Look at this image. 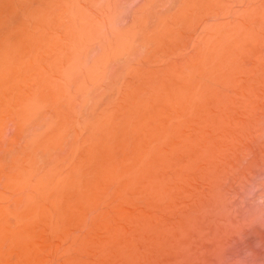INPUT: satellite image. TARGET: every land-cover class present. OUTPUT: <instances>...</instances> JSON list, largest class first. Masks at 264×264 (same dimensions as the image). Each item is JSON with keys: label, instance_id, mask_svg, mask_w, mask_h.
<instances>
[{"label": "rangeland", "instance_id": "obj_1", "mask_svg": "<svg viewBox=\"0 0 264 264\" xmlns=\"http://www.w3.org/2000/svg\"><path fill=\"white\" fill-rule=\"evenodd\" d=\"M0 50V264H264V0H0Z\"/></svg>", "mask_w": 264, "mask_h": 264}, {"label": "bare ground", "instance_id": "obj_2", "mask_svg": "<svg viewBox=\"0 0 264 264\" xmlns=\"http://www.w3.org/2000/svg\"><path fill=\"white\" fill-rule=\"evenodd\" d=\"M80 42H81V39H80ZM85 42H86V41H85ZM83 44H84V43H83ZM80 47H81V46H80ZM72 49H73V48H72ZM0 51H1V50H0ZM32 51H33V50H32ZM98 52H99V51H98ZM1 53H2V52H1ZM15 53H16V51H15ZM23 53H24V52H23ZM26 53H28V52H26ZM73 53H74V52H73ZM76 53H77V51H76ZM17 54H18V53H17ZM24 55H25V54H24ZM6 56H7V55H6ZM9 56H10V55H9ZM21 56H22V55H21ZM11 57H13V56H11ZM13 58H14V57H13ZM23 58H24V56H23ZM70 58H71V57H70ZM74 58H75V57H74ZM97 58H98V57H97ZM97 58H96V59H97ZM72 59H73V58H72ZM75 59H76V58H75ZM100 59H101V58H100ZM100 59H99V60H100ZM35 60H36V59H35ZM37 60H38V59H37ZM99 60L97 59V61H99ZM80 61H81V60H80ZM35 62H36V61H35ZM74 62H75V61H74ZM35 64H36V63H35ZM71 64H72V62H71ZM74 64H75V63H74ZM79 65H80V64H79ZM36 66H37V64H36ZM94 66H95V65H94ZM69 67H70V66H69ZM79 67H80V66H79ZM72 68H73V67H72ZM74 69H75V67H74ZM0 70H1V69H0ZM77 70H78V68H77ZM3 71H4V70H3ZM9 71H11V70H9ZM84 72H85V71H84ZM29 73H30V71H29ZM73 73H74V72H73ZM1 74H2V72H1ZM29 76H30V75H29ZM80 76H81V75H80ZM75 77H76V76H75ZM78 77H79V76H78ZM78 77H77V78H78ZM83 78H84V76H83ZM34 81H35V80H34ZM85 81H86V80H85ZM35 82H36V81H35ZM43 82H44V81H43ZM74 82H75V80H74ZM77 82H78V81H77ZM65 83L67 84L66 81H65ZM75 83H76V82H75ZM83 83H84V82H83ZM49 84H50V83H49ZM61 85H62V84H61ZM64 85H65V84H64ZM49 87H50V86H49ZM62 87H65V86H62ZM67 87H68V86H67ZM60 88H61V87H60ZM69 88H70V87H69ZM38 89H39V88H38ZM43 90H44V89H43ZM61 90H62V89H61ZM61 90H60V91H61ZM63 90H64V89H63ZM63 90H62V91H63ZM74 90H75V89H74ZM60 91H59V92H60ZM33 92H34V91H33ZM65 93H66V91H65ZM74 93H75V92H74ZM24 94H25V93H24ZM72 94H73V93H72ZM91 94H92V93H91ZM39 95L41 96V94H39ZM39 95H38V96H39ZM44 95H45V94H44ZM47 95H50V94H47ZM61 95H62V94H61ZM64 95H65V94H64ZM67 95H68V94H67ZM25 96H26V95H25ZM30 96H31V95H30ZM35 96H36V95H35ZM38 96H37V98H38ZM70 96H71V95H70ZM44 97H45V96H44ZM44 97H43V99H44ZM46 97H47V96H46ZM46 97H45V98H46ZM58 97H59V96H58ZM66 97H67V96H66ZM66 97H65V98H66ZM71 97H72V96H71ZM31 98H32V96H31ZM35 98H36V97H35ZM27 99H29V98H27ZM46 99H47V98H46ZM49 99H51L50 96H49ZM58 99H59V98H58ZM63 99H64V98H63ZM15 100H16V99H15ZM23 100H24V99H23ZM32 100H33V99H32ZM19 101H20V100H19ZM40 101H41V100H40ZM44 101H45V100H44ZM16 102H17V101H16ZM49 102H50V101H49ZM26 103H27V102H26ZM30 103H31V102H30ZM52 103H53V102H52ZM47 104H48V103H47ZM20 105H21V104H20ZM38 105H39V104H38ZM41 105H42V104H41ZM45 105H46V104H45ZM49 105H50V104H49ZM22 106H23V105H22ZM32 106H33V105H32ZM40 107H41V106H40ZM19 108H20V106H19ZM22 108H23V107H22ZM35 108H36V107H35ZM17 109H18V107H17ZM82 110H83V109H82ZM23 111H24V110H23ZM30 111H31V110H30ZM28 112H29V111H28ZM34 112H35V111H34ZM43 112H45V110H44ZM43 112H42V113H43ZM32 113H33V112H32ZM57 113H58V112H57ZM20 114H21V112H20ZM24 114H25V112H24ZM26 115H27V114H26ZM35 115H37V114H35ZM58 115H59V114H58ZM64 115H65V114H64ZM69 115H70V114H69ZM42 116H43V114H42ZM70 116H71V115H70ZM27 117H28V116H27ZM33 117H34V115H33ZM35 117H36V116H35ZM35 117H34V119H35ZM62 117H63V116H61V118H62ZM66 117H69L68 114H67ZM28 118H30V117H28ZM31 118H32V117H31ZM37 118H38V116H37ZM59 118H60V117H59ZM38 119H39V118H38ZM41 119H42V118H41ZM60 120H61V119H60ZM35 121H36V120H35ZM40 121H41V120H40ZM62 121H63V119H62ZM58 122H59V121H58ZM41 123H43V121H42ZM56 123H57V122H56ZM59 123H60V122H59ZM29 124H30V122H29ZM34 124H35V122H34ZM38 124H39V123H38ZM57 125H58V124H57ZM62 125H63V124H62ZM25 126H26V125H25ZM55 126H56V125H55ZM60 126H61V125H60ZM64 126H65V125H64ZM53 127H54V126H53ZM56 128L58 129V127H56ZM60 128H61V127H60ZM65 128H66V127H65ZM46 130H47V129H46ZM87 130H88V129H87ZM53 131L55 132L56 130L53 129ZM43 132H44V131H43ZM43 132H42V133H43ZM50 132H51V131H50ZM38 135H40V134H38ZM54 136H55V134H54ZM47 137H48V136H47ZM56 137H57V136H56ZM30 138H31V137H30ZM43 138L45 139L44 136H43ZM53 138L55 139V137H53ZM44 139H43V140H44ZM35 140H36V138H35ZM38 140H39V139H38ZM33 141H34V140H33ZM36 141H37V140H36ZM41 141H42V140H41ZM51 141H53V140L51 139ZM30 142H31V141H30ZM57 142H59V141H57ZM27 143H28V141H27ZM53 143H54V142H53ZM25 145H26V144H25ZM30 145H31V144H30ZM38 145H40V144H38ZM26 146H27V145H26ZM33 146H34V145H33ZM41 146H42V144H41ZM28 147H29V146H28ZM40 148H41V147H40ZM51 148H53V147H51ZM22 149L25 150V148H22ZM31 149H33V148H31ZM31 149H30V150H31ZM44 149H45V148H44ZM55 149H56V148H55ZM27 150H28V149H27ZM22 151H23V150H22ZM25 151H26V150H25ZM25 151H24V154L27 153V152H30V151H27V152H25ZM36 151H37V150H36ZM40 151H41V150H40ZM54 151H55V150H54ZM61 151H62V150H61ZM57 152H58V151H57ZM57 152H56V153H57ZM41 153H42V152H41ZM45 153H46V152H45ZM54 153H55V152H54ZM19 154H20V152H19ZM28 154H29V153H28ZM58 154H59V153H58ZM31 155H32V154H31ZM48 155H49V154H48ZM51 155H52V154H51ZM53 155H54V154H53ZM16 156H18V155L16 154ZM44 156H45V155H44ZM21 157H22V156H21ZM25 157H26V155H25ZM32 158H33V157H32ZM45 158H46V157H45ZM53 158H54V157H53ZM46 159H48V158H46ZM55 159L57 160V158H55ZM58 159H59V157H58ZM30 160H31V159H30ZM60 160H62V159H60ZM26 161H27V160H26ZM31 161H32V160H31ZM34 161H35V160H34ZM49 161H50V159H49ZM62 161H64V160H62ZM28 162H29V161H28ZM45 162H46V161H45ZM47 162H48V160H47ZM51 162H52V160H51ZM25 163H26V162H25ZM33 163H34V162H33ZM37 163H38V162H37ZM53 163H54V161H53ZM53 163H52V164H53ZM56 163H57V162H55V165H56ZM23 164H24V163H23ZM48 164H49V163H48ZM32 165H33V164H32ZM32 165H30V166H32ZM44 165H45V164H44ZM19 166H21V165H19ZM24 166H25V165H24ZM41 166H42V165H41ZM14 167H15V166H14ZM16 167H17V166H16ZM16 167H15V168H16ZM21 167H22V166H21ZM46 167H47V166H45V168H46ZM34 168H35V167H34ZM45 168H44V169H45ZM17 169H18V168H17ZM21 169H22V168H21ZM42 169H43V168H42ZM12 170H13V169H12ZM19 170H20V169H19ZM25 170H26V169H25ZM30 170H31V169H30ZM33 170H34V169H33ZM20 171H21V170H20ZM37 172H38V171H37ZM12 173H13V172H12ZM12 173H11V174H12ZM18 173H19V172H18ZM22 173H23V172H22ZM26 173H28V172H26ZM29 173H30V172H29ZM31 173H33V172H31ZM35 174H36V172H35ZM31 175H32V174H31ZM32 176H33V175H32ZM36 176H37V175H36ZM5 177H6V176H5ZM5 177H4V178H5ZM16 177H17V176H16ZM18 177H19V175H18ZM21 177H22V176H21ZM24 177H25V176H24ZM29 177H30V176H29ZM33 177H34V176H33ZM22 178H23V177H22ZM47 178H48V177H47ZM12 179H14V178H12ZM19 179H20V178H19ZM25 179H26V178H25ZM16 180H17V179H16ZM26 180H27V179H26ZM14 181H15V180H14ZM45 181H46V180H45ZM9 182H10V180H9ZM12 182H13V180H12ZM13 183H14V182H13ZM4 184H5V183H4ZM15 184H16V183H15ZM14 186L17 187V185H14ZM27 186H28V185H27ZM5 188H6V186H5Z\"/></svg>", "mask_w": 264, "mask_h": 264}]
</instances>
